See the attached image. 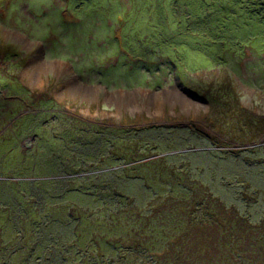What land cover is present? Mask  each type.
<instances>
[{
    "label": "rangeland",
    "instance_id": "1",
    "mask_svg": "<svg viewBox=\"0 0 264 264\" xmlns=\"http://www.w3.org/2000/svg\"><path fill=\"white\" fill-rule=\"evenodd\" d=\"M225 81L238 118L227 109L219 121L213 83ZM255 124L264 129V0H0V209L20 204L28 237L43 239L13 264H66L59 247L76 238L91 248L72 264H133L135 221L143 264H264V229L251 226L264 219ZM30 165L63 178L24 187ZM213 197L240 218L188 236L187 199L215 209ZM46 206L57 210L31 215ZM100 210L114 212L103 222Z\"/></svg>",
    "mask_w": 264,
    "mask_h": 264
},
{
    "label": "trees",
    "instance_id": "2",
    "mask_svg": "<svg viewBox=\"0 0 264 264\" xmlns=\"http://www.w3.org/2000/svg\"><path fill=\"white\" fill-rule=\"evenodd\" d=\"M8 49L14 50L12 47H6V50H8ZM213 86L215 87L214 89L216 90V94L214 95V97L217 98V101L221 105L220 107H222V109H223V111H220L219 113L221 116L224 113L223 116L219 117L220 119H218V120L221 121V119H224L226 117L225 115H228V113L226 112L227 109H230L232 112L235 113V119L238 118V116L235 112L236 101H234V99L231 98L232 95H234L231 93L232 86H230L227 81H225V82H214ZM225 93H226V95H225ZM221 98H222V102L220 100ZM226 98H227V101L225 102L224 100ZM224 121L225 120H223V123H224ZM242 123H243L242 121H237V120L235 121V124H236L235 128L237 130L238 129L241 130L239 132L237 131V133H241L243 131L242 129H245L243 126L244 123L243 124ZM245 123H247V122H245ZM255 127H256V130H255L256 133H258V131L264 132L263 124H257V126L255 124ZM250 145L253 146L256 144L250 143ZM10 155H13V157L15 158V156H14L15 154H10ZM147 155L149 157L151 156L149 153ZM29 160H31V163H34V160H36L37 162H48V163L50 161H52V159L46 160V159L41 158V156L37 157L36 155H33L32 158H30ZM34 167H33V165H30L29 169L27 168V166L23 168V171L27 174L26 176L29 178V180L28 179L23 180L22 181L23 183L18 182L19 184L23 185L24 187L31 185V186H44L47 189L48 188L52 189V187H50L48 185H55L56 186L60 182V181H58L59 180L58 178H63L61 176L49 177V178L43 177V176L38 174V173H42V172L38 171V166L36 169H34ZM44 168H47V167H44ZM174 173H176V171H174ZM4 180H5L4 184L10 183L11 185H16L17 182H15V181H17L18 179H16V178L15 179L5 178ZM36 189H37V191H40V187L36 188ZM116 195H118V194H116ZM121 195L123 197L125 196L123 193H121ZM213 199L218 203V207L215 209H210L208 207L203 208V206L198 207L197 199H193V198L187 199V206L185 207V219L187 220V228L188 229L186 232L188 233V236H190L192 234H196L197 232H195L194 229L200 230L204 226L203 224H205V222H203L204 220H214V219L227 220V219H232V218H236V217L240 218V215L237 214L238 212H237V209L235 207H231L229 209L220 200H218L214 197H213ZM130 200H132V198ZM42 201H44V200H42ZM119 202L121 204L123 203V201L121 199H119ZM19 203L22 204V202H19ZM34 203L36 205L42 204L41 201H38L36 199H35ZM19 205L20 204H18V203L7 204V206H5L3 209H0V219L2 218L4 210H7L8 214H9L8 220L5 223L0 225V258H2L3 261L6 259H9V261H11L12 264L16 260L30 258L29 256H32L33 254H35L36 249L40 248L41 240H43V239H41V240H38L36 242H32L30 240V237H28V234L26 233V226L28 225V223H31L33 221L32 220L33 218L29 220V218L27 216L28 213H27L26 209L21 207V205L20 206ZM48 208H49V210H51L50 214L52 212H54L53 209L57 210L56 209L57 207H53V206H49V207L46 206L44 208V210H42L41 207L40 208L36 207L35 209H33V213H31V215L35 213L38 216H42L45 209H48ZM63 209L58 208V210H63ZM123 210L127 211V209H123ZM128 210H130V209H128ZM100 212L103 213L101 220L103 222H107L108 217L114 211L112 213H110L107 218L105 216L106 210H100ZM84 213L85 212L82 211L81 213H78L77 215H83ZM118 213H119V211H116L113 214V216L118 217ZM133 214L134 213H131L130 215H133ZM86 218L87 217H83V219H86ZM112 218L113 217H111V219ZM132 219L137 220V219H145V218L142 216H139V215H135L132 217ZM44 220H47L49 222V224L51 223L52 220L50 219L48 212H46V214L43 216L42 221H44ZM97 220L99 221L100 218H98ZM42 221H39V222H42ZM34 222H37V220H34ZM53 222H59V220L56 218ZM135 222H134V225H132L133 227H129L132 232H130V236L126 240L127 243L131 244V247L128 248V249H130L128 254L133 259V264H143L142 253L140 251L144 250V249H142L141 246H139L137 244V243H139L138 241L135 242V240H137L136 237L139 236V240L141 239V237H143V233L135 230L136 229V227H134L136 224ZM49 224L47 226H49ZM220 224L222 225L223 223H220ZM248 225H250V224H248ZM231 226H233V224H231ZM251 226H252V228H260V229L263 228L264 229V219H261V221L257 224L251 223ZM186 232H185V235H186ZM259 237H262L263 241H264V231L261 232V235ZM191 239H193V238H191ZM61 245L62 246L59 247V248H61L60 252L64 253V255L67 258H71V260L68 261L66 264H72L73 263V259H75L73 255L75 253H76L75 256H78L79 253H83V257L88 258V256H89L88 251H90V248H91V247L87 246L86 250H84L80 246L79 239H77V238L74 239L73 241L69 242V243H62ZM57 248L58 247L56 246L53 249V251L57 250ZM206 249L208 251H210L209 253L213 252L211 247H207ZM69 254H72V255L68 257ZM93 255L95 257H97L98 252L96 254H93ZM99 256H103V255L100 254ZM262 257L264 258V250L262 251ZM118 259L120 260L123 258H118ZM139 261H140V263H139ZM217 264H218V261H217Z\"/></svg>",
    "mask_w": 264,
    "mask_h": 264
}]
</instances>
